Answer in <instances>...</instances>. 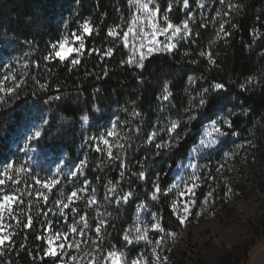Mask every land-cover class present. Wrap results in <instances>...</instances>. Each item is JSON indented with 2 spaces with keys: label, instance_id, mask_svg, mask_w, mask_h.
I'll list each match as a JSON object with an SVG mask.
<instances>
[{
  "label": "trees",
  "instance_id": "obj_1",
  "mask_svg": "<svg viewBox=\"0 0 264 264\" xmlns=\"http://www.w3.org/2000/svg\"><path fill=\"white\" fill-rule=\"evenodd\" d=\"M254 2L243 3L244 12L238 20L243 31L240 36L246 31L245 24ZM131 12L129 0H0V67L5 66L4 60H9L10 74L5 79L0 77V81L4 80L1 84L5 89H15L12 94L0 92V96H4L0 100V164L11 153L12 139L35 122H41L44 129L42 138L36 141L43 151L65 152L71 159L84 143L88 171L92 180L99 183L105 202L107 224L99 239L101 246L104 250L125 251L133 256L136 248H128L124 237L138 209L155 211L166 230L180 233L182 226L173 214L170 197L165 194L173 170L186 158L202 126L220 112L227 113L240 102L247 108L245 113L228 114L233 122L231 129L226 128L229 132L254 123L264 113V86L248 83L247 69L254 53L248 54L243 44L238 49L237 38L211 49L215 64L200 55L202 51L208 52L206 45L214 35L213 28L202 22L193 26L192 35L182 38L175 50L150 55L143 69L122 63L129 59V50L119 38L108 37L107 29L121 26L128 21ZM188 14L189 11L178 6L174 22L179 23ZM85 19L98 29L86 38V49L98 48L100 53H86L81 64L71 71L68 62L46 61L44 56L49 45L78 31ZM263 45L264 34L254 49ZM108 48H113V54L101 59ZM189 77H193L195 83L190 84ZM213 83H223L225 88L211 94L209 103L195 121L178 128L179 144L170 141L166 132L168 117L186 119L183 109L189 105L190 98L204 88H211ZM41 84L46 87L42 89ZM166 84L172 92L167 103L161 100ZM57 96L59 100L53 99ZM134 112L140 115H133ZM84 115L89 117L87 123L81 120ZM44 120H48V124H43ZM114 121H119L117 127L125 137L118 155L126 163L123 168L120 160H103L92 147H87L91 142H84L93 132H100ZM153 131L159 133L156 140L174 146L157 149L156 140L147 143ZM142 170L147 174L143 180L137 175ZM15 177L20 183L9 182L12 189L18 187L21 193L31 190L33 174L30 171ZM154 183L160 186L156 200L152 199ZM111 188L115 190L109 193ZM129 191L133 195L127 202H116L118 196ZM29 197L23 196L25 201L21 207L26 213L31 211L33 225L25 229L12 221V231L16 234L6 254L0 256V264H55L51 258L34 259L42 255L41 249L47 244L46 238H36L45 237V223L43 214ZM21 220L25 221L26 217L21 216ZM232 259L229 255L218 264H233Z\"/></svg>",
  "mask_w": 264,
  "mask_h": 264
},
{
  "label": "rangeland",
  "instance_id": "obj_2",
  "mask_svg": "<svg viewBox=\"0 0 264 264\" xmlns=\"http://www.w3.org/2000/svg\"><path fill=\"white\" fill-rule=\"evenodd\" d=\"M244 1L254 0H223V2L221 0H200L205 5L203 8L199 7L197 0H189L188 8L183 7V0H180L179 3L176 0H155V4L160 10L157 20L161 27L165 26L164 14L169 16L174 25L182 26L184 21H188L191 31L197 22L210 25L214 35L206 45L208 52H211V49L217 44L226 45L237 38L236 47L238 49L243 44L244 50L249 52L248 54L254 53V58L247 69L248 83L255 87L264 86V45L260 49H254L264 34V1L255 0L245 24L246 31L240 36L239 34L243 31L241 32L239 28L238 20L244 12ZM170 2L173 3V8L168 12L167 8ZM230 4L236 5V7L229 8ZM178 6L183 11H189V14L179 23H175L173 18ZM131 7L132 12L129 13L128 21H125L120 27L121 35L127 29L131 17L137 13L135 6L131 5ZM217 12H219V16H217ZM221 24H224V32L230 33V35L225 36L224 32L220 31ZM137 27H143L146 31L151 30L150 26L143 21ZM169 37L170 32L168 34L160 32L156 39L165 45L169 42L177 45L182 39L177 36L170 41ZM134 42L139 43L135 37L130 36V45ZM144 43L148 44L149 41L145 40ZM127 48L130 56L133 48L131 46ZM3 63L5 66L0 67V77L5 79L10 75L7 70L9 60L6 59ZM3 79L0 84L4 81ZM241 112H247V108L240 102L229 109L227 113L220 112L217 116H228L230 113L235 115ZM228 118L230 119L229 116ZM209 122L200 129L196 142L189 149L186 158L181 160L173 170V178L166 188H170L173 184H179L182 188L181 181H187L193 173L201 177V185L196 189L197 205L192 209L189 222L182 226L181 232L173 240L166 236V233L151 229L150 224L154 222V217L159 218L155 211L138 209L136 217L126 233L133 243L129 244L124 239L128 248H136V254L133 256L128 255L125 251L104 250L101 241L97 240V234L94 231L96 223L100 218L106 220L107 215L99 183L92 180L91 173L88 171L86 150L83 153L84 143L78 146L75 158L71 159L65 152L43 151L37 146V140L28 139L35 128L42 127L41 122H35L34 125L22 130L12 139L11 153L0 164V171H3L7 163H14L23 165L33 174L29 192L32 193L30 197L33 198L35 207L41 212L47 213L42 216L45 223V238L51 234L46 231L47 221L52 222V232L67 231L68 225L73 222L82 227L80 217L86 215L90 227L86 229V235L82 238L88 243L83 244L82 248L87 252H92L96 245H99V248L96 249L99 264H110V261L104 259L109 251L123 253L122 264H132L135 260H141V264H144L145 261L147 264H155V258L151 252L153 245L150 241L154 242L161 236L165 237L161 256L168 257V264H218L229 255L233 256V264H264V113L257 117L254 123L242 127L239 131L229 132L226 129L228 127L222 125L228 135L220 138L221 143L218 146L199 153L193 152L194 146L198 144ZM111 124L112 122L96 134L93 132V135L84 141L87 144L91 142V145L89 144L87 147H92L93 151L98 152L95 148L96 141L92 138L102 134L106 135ZM117 132L119 144L123 145L124 133L118 127ZM233 133L236 134L233 135ZM110 142L116 144L117 141L110 138ZM156 142L163 141L156 140ZM25 144L28 145L27 148L24 147ZM101 147L104 146L101 144ZM121 149L114 147L113 155H120ZM98 153L103 160H109L106 152ZM81 161L85 162L81 166L82 172L78 173L77 177H72L70 173L76 170ZM191 164H195L196 167H191ZM15 178L17 179V177ZM34 178L41 181L49 178L57 179L59 184L51 192H48L47 189H41V185L36 184ZM85 179L89 182L87 185L84 183ZM103 187H106V183L103 184ZM81 188H87L88 191L80 192L79 195L82 199L77 200L69 209L64 210V214H61L59 207L55 205V200L62 197L66 199L72 191ZM37 190L44 191L49 196V200L44 202L36 197ZM93 190H95L97 203L88 206L87 200ZM209 191L214 193L213 198L203 206L204 210L201 211L200 202ZM103 192L105 193V191ZM168 196L171 205L173 201L187 198L179 197L175 189L168 193ZM71 207H76L78 212H73ZM10 222L12 223V221ZM137 227L148 228V241L137 240V237L143 234L142 231L140 233L135 231ZM99 235L101 236V233ZM76 238L78 237L74 234H69V239ZM92 241H95V244ZM69 251L72 254L82 255L76 253L75 250ZM81 264H87V260H82Z\"/></svg>",
  "mask_w": 264,
  "mask_h": 264
},
{
  "label": "snow or ice",
  "instance_id": "obj_3",
  "mask_svg": "<svg viewBox=\"0 0 264 264\" xmlns=\"http://www.w3.org/2000/svg\"><path fill=\"white\" fill-rule=\"evenodd\" d=\"M177 3L180 0H176ZM223 2V0H221ZM199 7L203 8L205 5L197 0ZM130 5H134L137 9V13L134 14L128 25L127 29L123 31V34L120 33V25H116L114 27H109L107 29V36L113 39L119 38L125 47H132L133 51L127 61H122V63H127L129 65H135L137 68L143 69L145 60L152 55L154 52H171L176 49V43L169 42L166 45L157 41L156 36L158 33L163 32L164 34H168L170 32L169 40L172 38L180 36L181 38H187L192 35V32L189 28L188 21H184L183 25H174L169 16L164 14L163 21L164 25L158 23L157 17L159 14V7L155 4V0H129ZM183 7H189V0H183ZM236 5H229V8H234ZM173 8V3L168 4L167 11L170 12ZM228 15V13H225ZM217 16H219V12H217ZM146 22L150 26V31H146L143 27H137L141 24V22ZM206 26V25H202ZM98 31L91 23L89 19H85L80 25L78 31H73L68 35L62 36L59 40L51 43L49 45V51L44 56L46 61H58L60 63L68 62L70 64L69 70L71 71L73 68L81 64L82 57L87 53L88 55H92L93 53H100V49L98 48H90L86 49V38L91 36L94 32ZM220 31L224 32V24L220 25ZM224 35H230V33L224 32ZM135 37V40L139 43H133L130 45L129 37ZM149 41L148 44H145L144 41ZM113 54V48L106 49L102 55L101 59L104 57H110ZM201 56H207L210 64H215V60L212 57L210 52H201ZM195 62V61H194ZM105 76L107 72L105 71ZM251 79V78H249ZM189 83H195V79L193 77H189ZM16 87H19L18 85ZM40 87L43 89L46 87L45 84H41ZM241 87H244L241 85ZM225 85L223 83H213L211 88H204L197 93L196 97H191L189 100V105L183 109L184 115H186V119H182L177 117L173 119L171 116L167 119L166 132L169 135L170 141H175V144H179L180 138L177 132L178 128L182 124H191L198 118V113L203 110L206 105L209 103L211 98V94L216 90H223ZM6 91L8 94L14 93L15 89L12 87L4 88L2 84H0V92ZM172 96V92L169 90L167 84L165 85L163 95L161 100L165 103L170 101ZM4 96H0V100H3ZM53 99L59 100L60 97H54ZM198 100V102H197ZM133 115H140L139 112H134ZM231 115V113H230ZM81 120L85 123L89 121V117L84 115L81 117ZM119 121H114L111 124L110 129L106 131V135L102 134L99 137H93L96 141L95 148L98 152H106L107 157L110 160H120L121 167H126V163L124 160L117 156L113 155V148H123L122 144H119V136L117 132V126ZM126 123V122H125ZM43 124H48V120H44ZM227 126L229 129L233 127V122L228 116L220 115L216 118L212 119L209 124L206 126L205 131L200 138L198 144L194 146L193 152L199 153L207 149H212L218 146L221 143L222 137L228 135L223 130V127ZM161 131H165V129H161ZM44 133V129L42 127H37L33 130L32 134L28 137L30 140H39L42 138ZM236 133H233L235 135ZM159 135L158 132L153 131L147 138V143L151 144ZM110 138L116 139V144L110 142ZM127 139V137H126ZM101 144L104 146L101 147ZM174 145L167 142L156 143L155 147L157 149L165 148V147H173ZM28 147L27 144L24 146ZM84 161L80 162V165L76 167V170L72 171L70 175L72 177H77L78 173L82 172V165ZM191 167H196L195 164H191ZM143 167V165L141 166ZM29 171L25 169L23 165H15L14 163H7L4 166L3 171H0V256L6 254V248H10L13 243V238L15 236V232L12 231L13 224L10 221H15V224L21 226L25 229L31 228L33 225V216L31 215V211L29 210L27 213L21 207L24 204L23 196L28 195L31 196V192L21 193V190L17 187L15 189L11 188L9 182L12 185H18L20 183L19 180L15 178L16 175L20 173ZM140 179H146V172L140 171L138 174ZM35 179V183L41 185V189H47L48 192H51L52 189L59 184V180L57 179H45L43 181L39 179ZM158 179V178H157ZM183 187L179 184H173L170 188L165 190V194L171 193L173 189L177 190L178 196L181 198L187 197L186 199H181L179 201L172 202V211L176 216L179 225L183 226L189 222L190 217L192 216V209L197 205L196 200V189L201 185V177L195 173H193L187 181H181ZM85 185L89 182L85 179ZM111 184L112 182L109 181ZM114 188L108 189V191H114ZM87 188H81L78 190L72 191L67 197L60 198L55 200V205L59 207V211L61 214H64L65 209H69L70 206L74 205L77 200L82 199L79 195L80 192H87ZM160 192V186L158 183L153 184V193L152 199L156 200L157 194ZM36 197L42 199L44 202L49 200V196L45 194L42 190H37L35 193ZM133 195L131 191L125 193L122 197L116 198V202L120 203L121 201L127 202L128 199ZM214 193L209 191L200 202L201 211L204 210V205L208 204L209 201L213 198ZM107 199V197H105ZM97 203V197L95 195V190H93L92 194L87 200V205L92 206ZM31 207V201H29V209ZM73 212H78L76 207H71ZM40 214L47 215V213L41 212ZM199 215L200 213H196ZM21 216H25L26 220L22 222ZM7 221V222H6ZM48 227L46 231L51 234L46 238L47 246L41 249L42 255H39L38 259L51 258L55 262V264H81L82 260H87V264H99V256L96 254V249L99 248V245H96V248L93 249L92 252H87L82 248V245L88 243V241L83 240L82 238L86 235V229L90 227L89 222L87 220L86 215L80 217V224L82 227L78 226L76 222L68 225L67 231H55L52 232V222H46ZM107 224V221L103 218H100L95 226V233L97 234V240H99L100 233L103 232L104 226ZM150 227L154 231L164 232L166 236L171 237L173 240L177 237L178 233L174 230H166L163 226L159 218L154 217V222L150 224ZM137 233L143 232L142 235L137 237V240L148 241V228L147 227H137L135 228ZM69 234H74L76 239H69ZM38 240H45L43 235H38L36 237ZM125 241L129 244L133 243L132 240L129 239L128 234L124 237ZM165 237L161 236L152 243L151 252L153 257L155 258V264H168V257L161 256V251H163ZM95 244V241H92ZM69 250H75L76 253H81L82 255L72 254ZM31 254V253H30ZM105 260L110 261V264H122L123 261V253L116 251H109L107 256L104 257ZM132 264H141V260H135ZM147 264V261L144 262Z\"/></svg>",
  "mask_w": 264,
  "mask_h": 264
}]
</instances>
